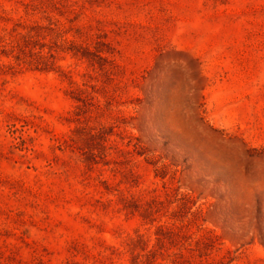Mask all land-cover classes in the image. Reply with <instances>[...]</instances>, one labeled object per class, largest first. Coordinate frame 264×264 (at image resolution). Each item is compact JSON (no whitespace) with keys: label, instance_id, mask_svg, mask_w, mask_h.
<instances>
[{"label":"rangeland","instance_id":"374dc122","mask_svg":"<svg viewBox=\"0 0 264 264\" xmlns=\"http://www.w3.org/2000/svg\"><path fill=\"white\" fill-rule=\"evenodd\" d=\"M0 264H264V0H0Z\"/></svg>","mask_w":264,"mask_h":264}]
</instances>
